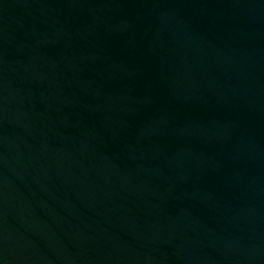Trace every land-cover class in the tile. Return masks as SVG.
<instances>
[{
    "label": "water",
    "instance_id": "1",
    "mask_svg": "<svg viewBox=\"0 0 264 264\" xmlns=\"http://www.w3.org/2000/svg\"><path fill=\"white\" fill-rule=\"evenodd\" d=\"M0 264H264V0H0Z\"/></svg>",
    "mask_w": 264,
    "mask_h": 264
}]
</instances>
